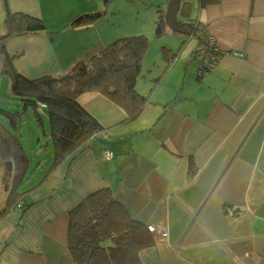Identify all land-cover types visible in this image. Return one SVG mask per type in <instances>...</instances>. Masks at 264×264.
<instances>
[{"label": "crops", "instance_id": "1", "mask_svg": "<svg viewBox=\"0 0 264 264\" xmlns=\"http://www.w3.org/2000/svg\"><path fill=\"white\" fill-rule=\"evenodd\" d=\"M46 2L7 0L12 12L47 20L44 32L6 44L7 52L18 53V71L29 78L62 75L96 47L145 34L110 32L105 13L73 24L99 13L97 0H65L59 9H48ZM165 12L160 5L158 13L165 18ZM180 13L197 26L182 34L165 18L159 35L156 21L157 36L175 38L172 49L162 47L166 73L157 87L147 94L136 88L148 97L136 118L128 119L112 99L96 100L107 108V114L98 113L94 100H80L83 93L79 102L103 131L31 176L25 149L29 161L17 185L12 170L5 163L0 168V264H78L68 248L69 212L103 187L147 226L168 233L151 232L156 241L140 252V264H264V0H182ZM4 16L0 0V34ZM90 29L89 41L98 42L86 50L82 39ZM210 36L221 50L244 56L225 55L200 76L198 60ZM105 150L113 158H105ZM39 169L46 173L37 181ZM26 181L30 187L20 193ZM13 189L18 199L6 210Z\"/></svg>", "mask_w": 264, "mask_h": 264}, {"label": "trees", "instance_id": "2", "mask_svg": "<svg viewBox=\"0 0 264 264\" xmlns=\"http://www.w3.org/2000/svg\"><path fill=\"white\" fill-rule=\"evenodd\" d=\"M4 4V27L0 34V52L5 55L2 72L11 80L10 95L25 104L24 111L0 107V116L9 119L10 127L0 121V168L12 162V181L17 185L24 176L29 156L18 129L19 121L30 107L43 126L42 110L50 121V137L56 163L80 148L104 126L80 102L79 96L98 91L116 101L136 118L148 97L136 89L142 61L148 48L144 34L122 35L107 45L96 47L62 75L44 74L29 78L15 66L17 54L7 52V41L16 36L42 33L44 21L27 13H14ZM190 11V5L184 7ZM166 20L160 15L157 33L165 32ZM195 30V29H194ZM9 173V172H8ZM14 189L6 210L16 204ZM68 248L78 264H140L139 254L152 246L156 238L148 226L132 215L109 187L86 196L69 212Z\"/></svg>", "mask_w": 264, "mask_h": 264}, {"label": "rangeland", "instance_id": "3", "mask_svg": "<svg viewBox=\"0 0 264 264\" xmlns=\"http://www.w3.org/2000/svg\"><path fill=\"white\" fill-rule=\"evenodd\" d=\"M46 6L48 9H59L65 4V0H46ZM88 2H95L96 0H85ZM99 2V13H105V24L109 27L108 30L113 33H131V32H143L148 39V48L142 61L141 72L136 81V88L147 94L152 89H155L160 82L161 78L166 73V53L163 50V46L169 48L172 47V40L175 35H165L159 37L156 34V21L159 20V6L166 11V4L164 0H110L104 5V0H97ZM96 11V10H94ZM91 13V12H90ZM182 14L179 13L178 18L182 19ZM52 18V17H51ZM49 19V18H48ZM47 20L44 19L46 23ZM3 26V19L0 21V32ZM166 27V26H165ZM89 34L86 40V50L91 48L92 45L98 41L90 40L92 37V29L88 30ZM166 34V33H165ZM114 35V34H113ZM82 40L80 43V50H82ZM171 41V42H170ZM163 47V48H162ZM177 49L178 46H174ZM172 49V48H171ZM5 55L0 53V65L3 62ZM3 64V63H2ZM2 67V66H1ZM152 76V77H151ZM11 82L7 74L0 71V107H3L9 111H24L25 104L15 99L10 95ZM94 92V91H93ZM94 97H91V93H85L80 100H94L91 102V107L94 111H101L102 114H107V108L102 104L96 102V100H111L102 93H94ZM156 101V100H155ZM98 107V108H97ZM100 109V110H99ZM43 114V126L36 117L33 108L30 107L26 110V113L19 121L18 129L14 133L20 136L24 150L26 149L28 155H31V167L29 174H33L34 170L41 164H47L50 166L55 162L54 149L52 140L50 137V121L49 117L40 110ZM0 121L4 122L10 127V121L4 116H0ZM40 139V141H39ZM39 141V142H38ZM38 171V170H37ZM46 173V172H45ZM45 173L39 169L36 179L41 180V177ZM26 181L20 186V193L28 189Z\"/></svg>", "mask_w": 264, "mask_h": 264}, {"label": "built area", "instance_id": "4", "mask_svg": "<svg viewBox=\"0 0 264 264\" xmlns=\"http://www.w3.org/2000/svg\"><path fill=\"white\" fill-rule=\"evenodd\" d=\"M225 55H231L235 57H243L244 54L237 51L226 52L220 49L215 36L208 37L206 46L199 56L198 60V75L202 76L212 70ZM113 152L109 150L104 151V157L107 159L113 158ZM18 207H21V202H18ZM149 232L157 233L162 237H167L166 231H160L154 225H148Z\"/></svg>", "mask_w": 264, "mask_h": 264}, {"label": "water", "instance_id": "5", "mask_svg": "<svg viewBox=\"0 0 264 264\" xmlns=\"http://www.w3.org/2000/svg\"><path fill=\"white\" fill-rule=\"evenodd\" d=\"M107 3H108V0H104V5H106ZM181 5H182V0H168L167 9L165 12V18L168 22V25L170 26L172 30L182 33V34H186V33L191 34L193 33L197 25L194 23L182 21L178 18V15L181 11ZM101 16H102V13H97L94 15H85L83 17L81 16L77 18L73 22V24L80 22L82 19H84V17L86 18L92 17L96 19ZM185 17H189V16H185ZM5 166L7 167V169L12 170V162L10 161L5 162Z\"/></svg>", "mask_w": 264, "mask_h": 264}]
</instances>
